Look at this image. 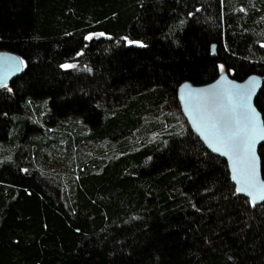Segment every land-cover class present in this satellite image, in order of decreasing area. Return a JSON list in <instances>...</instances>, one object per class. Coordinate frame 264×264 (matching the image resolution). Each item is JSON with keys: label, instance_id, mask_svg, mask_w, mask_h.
I'll return each instance as SVG.
<instances>
[{"label": "trees", "instance_id": "obj_1", "mask_svg": "<svg viewBox=\"0 0 264 264\" xmlns=\"http://www.w3.org/2000/svg\"><path fill=\"white\" fill-rule=\"evenodd\" d=\"M0 52V264H264V203L176 97L255 75L264 124V0H0Z\"/></svg>", "mask_w": 264, "mask_h": 264}, {"label": "water", "instance_id": "obj_2", "mask_svg": "<svg viewBox=\"0 0 264 264\" xmlns=\"http://www.w3.org/2000/svg\"><path fill=\"white\" fill-rule=\"evenodd\" d=\"M211 57L216 58L215 45L211 48ZM22 72L23 61L19 56L10 52H0V88L10 85L14 80L21 76ZM250 81H254V83H250ZM261 87L262 80L255 75H250L242 81H237L232 79L225 72L220 74L214 81L202 86H193L188 82H184L178 87L176 93L181 114L191 131L208 151L226 162L230 177L237 192L247 198L253 205L264 203V199H261V197L264 196V179L262 177L261 162L258 155V150L264 144V140H259L255 145V156L257 161L255 180L253 186L248 187L246 183V174L242 171L244 166L237 162L235 157L230 158L231 154L224 155L222 154V151L214 150V148L210 146V143L201 134V131L198 130L194 120L198 118L201 110L213 106L215 97L220 95L224 90H230L234 94V101L239 95L250 93V95H248V103L255 111L257 124L260 127H264L261 113L255 106V99ZM234 162H236L237 166V171L235 173L233 171ZM241 187H245L246 191H239Z\"/></svg>", "mask_w": 264, "mask_h": 264}, {"label": "snow or ice", "instance_id": "obj_3", "mask_svg": "<svg viewBox=\"0 0 264 264\" xmlns=\"http://www.w3.org/2000/svg\"><path fill=\"white\" fill-rule=\"evenodd\" d=\"M248 95L250 93L239 95L234 101V94L224 90L214 98L212 107L200 111L194 123L214 150L222 151L224 155L231 154L230 158L235 157L244 166L242 171L246 174L248 187H251L257 164L255 145L259 140H264V127L257 124V116L248 103ZM233 171H237L236 162ZM239 191H246V188L241 187Z\"/></svg>", "mask_w": 264, "mask_h": 264}, {"label": "rangeland", "instance_id": "obj_4", "mask_svg": "<svg viewBox=\"0 0 264 264\" xmlns=\"http://www.w3.org/2000/svg\"><path fill=\"white\" fill-rule=\"evenodd\" d=\"M73 65V64H71ZM74 67V66H73ZM220 73H225V70L223 68H220ZM40 134L39 131H36ZM39 138V135L36 136L35 140H33V142H37ZM41 144L43 143V141L40 142ZM56 155L57 152H55L54 150L50 149V148H46V149H39L38 150V157H39V165L40 167L43 168H49L48 172L49 173H55L54 169L52 168L54 166V161L56 159ZM55 165H57V169L59 171V176L61 177V181L64 182L66 181V179L68 177L71 178V173L69 174V166L63 164V163H56ZM53 171V172H52Z\"/></svg>", "mask_w": 264, "mask_h": 264}]
</instances>
